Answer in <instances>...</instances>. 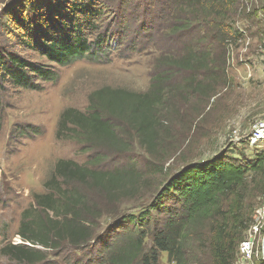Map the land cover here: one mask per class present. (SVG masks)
Segmentation results:
<instances>
[{"label":"rangeland","instance_id":"obj_1","mask_svg":"<svg viewBox=\"0 0 264 264\" xmlns=\"http://www.w3.org/2000/svg\"><path fill=\"white\" fill-rule=\"evenodd\" d=\"M129 1L132 0L102 2L106 9L98 33H108L114 38L122 33L123 39L117 44L110 43L111 48L101 61L85 57L68 66L54 64V71L59 74L57 81L42 83L38 90L17 88L10 81L0 82V264H26L3 254L2 250L8 243H28L18 232L24 214H41L36 204L40 195H56L61 213L86 205L90 210L81 212L83 221H92L95 236L108 241L118 217L144 210L163 183L184 165L209 159L219 152L238 157L243 153L248 159L264 153V140L243 139L254 123L264 120V36L257 35V27L242 18L233 21L232 27L244 29L241 31L244 36L229 40L228 59L223 67L225 77L220 78L224 72L211 65L210 73L218 79L213 81L211 74L163 65L167 57L185 55L193 38L191 35L174 37L171 25L162 29L161 35L156 36V30L141 33L142 22L149 21L146 7L141 5L143 10L139 9V0L128 7ZM15 2L0 0V52L19 54L35 63H48L38 53L19 44L8 26L3 9ZM161 10L162 7L158 11ZM258 19L263 20L264 26V10L258 12ZM148 34H151L149 38ZM206 47L212 49L211 45ZM157 75L163 81L156 87L161 91L155 106L160 136L153 154L141 143L135 127L112 114H107L108 120L127 141V150L98 140L88 143L81 135L82 129L64 123L63 114L67 110L89 114L92 98L98 105L114 90L151 92ZM238 137L242 139L237 140ZM60 160L95 171L136 168L143 175L142 188L133 196L115 198L90 182L58 176ZM254 180L264 181V172L262 175L250 172L253 190ZM263 196L253 199L256 207L252 216ZM65 204L69 205L68 209H63ZM51 214L54 215L53 211ZM118 239L117 232L112 242L118 243ZM147 241L148 247L153 245L150 238ZM90 243L89 248L76 250L66 240L61 241L58 248L47 249L49 256L45 262L83 264L80 260L92 259L100 248ZM160 260V264H173L166 254H161Z\"/></svg>","mask_w":264,"mask_h":264},{"label":"trees","instance_id":"obj_2","mask_svg":"<svg viewBox=\"0 0 264 264\" xmlns=\"http://www.w3.org/2000/svg\"><path fill=\"white\" fill-rule=\"evenodd\" d=\"M102 2L16 0L6 6L3 15L19 44L48 63L0 52V82L10 81L17 88L38 90L42 83L57 81L59 74L54 71V64L68 66L85 57L101 61L111 48L110 43L117 44L123 39L122 33L115 38L98 33L106 9ZM136 2L132 0L126 5ZM141 5L146 7L149 17V21L142 22L141 33L156 30V36L161 35V30L171 25L174 37L191 35L194 40L185 55L166 58L163 65L169 68L208 75L213 70L211 65H215L224 72L220 78L225 77L223 67L228 59L229 40L244 36L241 32L244 29L232 27L233 21L237 18L250 21V26L257 27V35L264 36L263 20L258 19V12L264 10V0H139V9ZM160 7L163 10L158 11ZM155 8L157 12H151ZM151 34L146 36L149 38ZM209 77L218 80L213 74ZM160 81L162 76L157 75L155 89L146 94L114 90L102 98L101 106L92 98L89 114L67 110L63 121L82 129L81 135L88 143L98 140L127 150V141L121 138L107 114L123 118L137 129L141 143L153 154L160 136L155 108L161 98V91L156 88ZM1 120L0 112V126ZM57 167L58 176L65 180L90 182L115 198L133 196L142 188L143 175L136 168L95 171L64 160ZM250 172L263 174L264 153L248 159L243 153L238 157L219 152L209 159L184 165L163 183L144 210L118 217L113 232H118L120 244L112 242L117 232H112L108 241L95 236L94 224L83 221L81 215L90 210L86 205L61 213L56 195H40L36 204L41 214L31 216L25 212L18 232L28 243H8L2 252L20 263L48 264L47 249H56L66 240L76 250L89 248L90 242L100 245L92 259L80 260L83 264H160L161 254H166L173 264H235L238 247L253 221L256 207L253 199L264 195L263 180H254L256 188H250ZM65 207L68 209L69 205ZM149 238L153 242L150 247ZM87 253L91 251L88 249Z\"/></svg>","mask_w":264,"mask_h":264},{"label":"built area","instance_id":"obj_3","mask_svg":"<svg viewBox=\"0 0 264 264\" xmlns=\"http://www.w3.org/2000/svg\"><path fill=\"white\" fill-rule=\"evenodd\" d=\"M253 125L250 131L245 133L243 139L252 142L264 140V120H258ZM252 220L244 240L238 247L235 264H264V197Z\"/></svg>","mask_w":264,"mask_h":264}]
</instances>
